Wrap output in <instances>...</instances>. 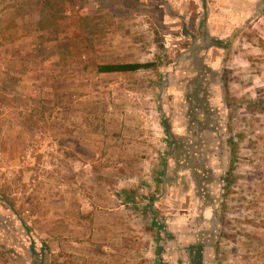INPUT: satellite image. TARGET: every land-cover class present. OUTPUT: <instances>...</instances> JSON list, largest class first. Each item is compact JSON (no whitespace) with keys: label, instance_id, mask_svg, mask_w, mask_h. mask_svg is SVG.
Wrapping results in <instances>:
<instances>
[{"label":"rangeland","instance_id":"obj_1","mask_svg":"<svg viewBox=\"0 0 264 264\" xmlns=\"http://www.w3.org/2000/svg\"><path fill=\"white\" fill-rule=\"evenodd\" d=\"M58 8L0 0V264H105L123 205L157 207L144 264H264V0ZM197 77L217 132L188 126Z\"/></svg>","mask_w":264,"mask_h":264},{"label":"crops","instance_id":"obj_2","mask_svg":"<svg viewBox=\"0 0 264 264\" xmlns=\"http://www.w3.org/2000/svg\"><path fill=\"white\" fill-rule=\"evenodd\" d=\"M156 208L154 207L155 211ZM144 209L145 205H135L133 207L123 205L118 207L117 211L113 210L115 213L112 212L111 219H107L106 223L107 234L105 236L110 243V251L105 257V264H144V260H147L144 259V254L145 258H147L146 256L155 257V244L157 243L153 237L154 223L152 224L147 213L151 214L153 222L156 213L154 210L150 209L146 212ZM118 211L121 214H118ZM119 215L122 216V219ZM192 229L191 224L189 225V235H193L191 234ZM185 252L190 255L189 249H186Z\"/></svg>","mask_w":264,"mask_h":264},{"label":"trees","instance_id":"obj_3","mask_svg":"<svg viewBox=\"0 0 264 264\" xmlns=\"http://www.w3.org/2000/svg\"><path fill=\"white\" fill-rule=\"evenodd\" d=\"M31 3H33L34 7L39 10L42 14H44L43 22L49 21L51 18L56 19L60 18L62 15L60 13V9L58 8V1L59 0H30ZM158 68V64L156 62H147V63H116V64H100L97 66L96 70L99 75H109V74H128V73H136L142 70H155ZM195 85V95L188 98L189 104H191L189 109V117L194 124V126H190V128L194 129L196 127V132H205V131H211V132H217V129H220L219 123H215V126L213 122H216L215 120L211 119V109L203 106V103L207 102L204 98L201 99L199 94L205 93V90L203 89L204 83L202 80V77H197L194 81ZM208 90L206 89V92ZM198 102L199 106L196 107L194 102ZM203 106V107H202ZM200 109V110H199ZM191 252H194L196 254L194 256V262L195 264H203V245H196L191 247ZM193 254V255H194Z\"/></svg>","mask_w":264,"mask_h":264},{"label":"flooded vegetation","instance_id":"obj_4","mask_svg":"<svg viewBox=\"0 0 264 264\" xmlns=\"http://www.w3.org/2000/svg\"><path fill=\"white\" fill-rule=\"evenodd\" d=\"M188 126H194V124L191 122V124H189L188 123ZM193 246H195V245H193ZM193 246H191V247H193ZM191 247L190 248H188L189 249V251H190V255H189V261H188V264H195V262H194V256L196 255V254H194V252H191ZM203 253H204V250H203ZM194 254V255H193ZM203 256V255H202ZM203 262H204V260H203Z\"/></svg>","mask_w":264,"mask_h":264}]
</instances>
